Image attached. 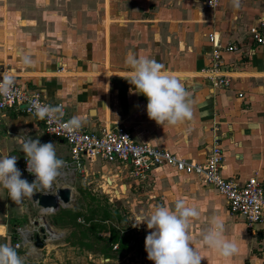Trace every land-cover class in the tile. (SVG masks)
<instances>
[{
  "label": "crops",
  "instance_id": "0c3cea01",
  "mask_svg": "<svg viewBox=\"0 0 264 264\" xmlns=\"http://www.w3.org/2000/svg\"><path fill=\"white\" fill-rule=\"evenodd\" d=\"M204 1L0 0V72L14 74L15 84L28 93L60 103L68 120L80 116L81 129L87 132L120 126L135 143L195 163L204 162L216 141L222 153V178L242 185L253 177L264 190V44L256 45L248 35L249 28L264 17V0H240L238 9L232 0H216L213 8H206ZM210 34L217 35L222 49L233 47L230 52L219 50L218 69L225 86L212 87L199 76L200 70L211 66ZM21 53L33 63L25 66ZM130 53L155 59L182 77L193 114L190 120L160 126L148 118L147 98L126 79L130 69L125 60ZM28 138L55 144L57 158L68 160L65 143L47 137L35 118L14 109L0 112V157L16 156L22 172L26 159L22 144ZM83 168L84 175L61 169L52 187L68 188L72 197L80 186L101 180L105 191L128 180L125 190L137 185L139 197L146 196V205L138 207L146 213L158 205L174 208L183 199L200 212L189 233L203 258L201 264H264V225L247 228L229 214L225 198L195 176L155 166L144 181H134L125 165L84 161ZM27 181L34 180L29 176ZM126 193V198L134 196L129 190ZM27 200L17 204L0 187V244L14 247L20 239L16 227L27 230L38 217L26 215ZM25 216L28 226L20 220ZM43 216L40 219L52 229ZM213 216L224 219L225 236L239 245V253L230 260L202 244ZM32 241L16 249L24 264L44 262L51 242L36 250ZM145 263L154 264L148 258Z\"/></svg>",
  "mask_w": 264,
  "mask_h": 264
},
{
  "label": "clouds",
  "instance_id": "9594fccd",
  "mask_svg": "<svg viewBox=\"0 0 264 264\" xmlns=\"http://www.w3.org/2000/svg\"><path fill=\"white\" fill-rule=\"evenodd\" d=\"M233 6L240 7V0H232ZM25 65L33 63L29 55L20 54ZM129 67L127 81L134 86L137 94L147 98V116L157 125L175 126L192 118L190 102L182 77L165 70L163 64L147 56L141 57L130 53L125 60ZM16 77L14 74H0V99L4 102L15 94ZM34 116L59 124L69 136L75 135L83 126L80 116H73L62 122L63 107L31 102ZM26 157L27 171L35 177L29 183L21 178L17 168V157L5 155L0 157V187L7 190L11 201L19 204L22 200L32 198L38 191L51 189L60 175L65 162L57 158L55 144H41L39 139H26L22 144ZM199 210L188 205L183 199L175 202L174 208L158 205L147 217L139 218V224H146L149 234L145 238L147 258L154 264H201L200 252L192 246L189 233L193 220L199 218ZM225 222L220 216H213L210 226L202 234V244L227 261L240 251L239 245L225 236ZM0 264H24V257L8 243L0 244ZM102 264L109 262L102 258Z\"/></svg>",
  "mask_w": 264,
  "mask_h": 264
},
{
  "label": "built area",
  "instance_id": "2783aa9c",
  "mask_svg": "<svg viewBox=\"0 0 264 264\" xmlns=\"http://www.w3.org/2000/svg\"><path fill=\"white\" fill-rule=\"evenodd\" d=\"M216 2V0H205L204 6L213 8ZM248 35L256 45L264 44V17L256 25L249 28ZM207 40L212 48L211 66L200 70L199 76L207 80L212 87L225 86L226 80L218 69L220 65L219 50L222 49L218 37L215 34H210L207 36ZM222 50L230 52L233 47L229 45ZM0 74H7V72L1 71ZM15 90L16 94L12 99L7 102L0 99V112L6 109L19 110L21 113L35 118L42 125L44 134L47 137L62 140L67 146L68 153V160L64 161L65 165L62 168L64 171H76L84 175V161H100L106 164L125 165L130 179L144 181L152 167L166 166L183 175H193L202 185L216 190L225 198L229 214L239 217L247 228L254 224L264 225V190L253 177L247 179L242 185H237L233 181L222 178L220 174L222 153L216 141L210 147L204 162L195 163L177 157L165 150L135 143L131 140L126 129L120 126L103 127L98 132H87L80 129L75 135L69 136L60 128L59 124L35 117L33 114L34 108L31 106L32 101L39 104L62 106L60 103H49L37 94L28 93L16 84ZM67 121L68 119L64 113L62 122ZM23 171H27L26 159L24 160ZM27 173L35 180L32 174L28 171ZM45 191L52 193L54 188L51 187V189ZM42 214L43 212L40 211V215L35 221L38 222ZM35 221H30V227L27 230L16 227L15 232L20 239L14 243L15 249H18L23 243L31 245L32 234H37V226H33Z\"/></svg>",
  "mask_w": 264,
  "mask_h": 264
},
{
  "label": "rangeland",
  "instance_id": "374dc122",
  "mask_svg": "<svg viewBox=\"0 0 264 264\" xmlns=\"http://www.w3.org/2000/svg\"><path fill=\"white\" fill-rule=\"evenodd\" d=\"M129 183L128 180H126ZM125 182V183H126ZM96 183V182H95ZM92 183L89 186H80L76 188L72 193L71 201L67 208L59 209H71L75 206L76 210H83L85 212V207L88 206H104L105 203H108L111 210L117 213L116 217H113V226L114 229L119 232L120 236H129V240L125 245V249L119 248V244L114 243L109 247V255H105L96 250L98 241L90 235L79 238L78 243H73V245L65 243L63 237L65 235V230L59 228L61 220L58 216H55L54 213L50 215H44V220L47 224L52 227V231L57 234V238L51 242H48L46 246V257L43 259L44 262L37 261L36 264H102V258L107 260L109 264H146L147 262V252L145 251V238L149 234V229H147L146 224H140L137 227H133L134 224H139V218L147 217L150 213L139 211V206L146 205V196L145 198L139 197L141 190L139 186H134L131 184L129 190L131 194H134L131 198H126L125 183L118 188L106 187V190L101 189V180L100 183ZM126 183V184H127ZM98 185V186H97ZM134 186V188H133ZM82 188V189H81ZM89 188V189H87ZM118 190H120L118 192ZM135 190V191H133ZM108 191V192H106ZM80 192V193H79ZM27 204L29 213L26 214L28 217H37L39 216V209L34 207L32 203L27 200L24 202ZM85 206V207H84ZM132 207V211L131 208ZM116 209V210H114ZM27 217L21 218V223L25 226H28ZM81 223L80 219H77ZM106 222V229L101 230L97 236L99 239H107L109 236L110 224ZM85 229H88L90 225L81 223ZM80 235V234H79ZM34 234H32L33 238ZM86 244V245H84ZM84 245V246H83ZM144 249V251H142ZM42 256L45 255V251L40 252ZM145 254L142 260L140 255ZM145 261V262H144Z\"/></svg>",
  "mask_w": 264,
  "mask_h": 264
},
{
  "label": "trees",
  "instance_id": "16d2710c",
  "mask_svg": "<svg viewBox=\"0 0 264 264\" xmlns=\"http://www.w3.org/2000/svg\"><path fill=\"white\" fill-rule=\"evenodd\" d=\"M80 193V192H79ZM104 206H88L85 207V212L82 210H76L75 206H73L71 209H58L54 215L58 216L61 220L59 228L65 230V235L63 237L65 243L73 245V243H80L78 240L80 236L83 238L86 235L92 236V238L96 239L98 241V244L96 246V250L98 252H102L105 257L109 255V247L110 245L117 243L119 244V248L125 249V245L127 241L129 240V236H120L119 232H117L116 229H114L113 226V217L117 216V213L111 210L108 203H105ZM116 210V209H114ZM77 219L81 220V223L83 224H89L90 227L88 229H85ZM106 222H109L107 224H110V230H109V236L107 239H99L97 234L102 230H105L107 226ZM16 223H12L14 225ZM80 234V235H79ZM14 236L12 235L10 241L11 243L14 242ZM86 245V244H84ZM83 245V246H84Z\"/></svg>",
  "mask_w": 264,
  "mask_h": 264
},
{
  "label": "water",
  "instance_id": "95a60500",
  "mask_svg": "<svg viewBox=\"0 0 264 264\" xmlns=\"http://www.w3.org/2000/svg\"><path fill=\"white\" fill-rule=\"evenodd\" d=\"M24 158L21 159L20 164H23ZM22 179H29L27 171H21ZM32 205L43 212V215H50L57 211L59 208H67L71 201V193L68 188H55L52 193H35L32 198H29ZM42 221V222H41ZM33 226H37V234L33 237L32 245L34 249L41 250L44 243L53 241L49 233V228L43 220L33 222Z\"/></svg>",
  "mask_w": 264,
  "mask_h": 264
},
{
  "label": "bare ground",
  "instance_id": "6f19581e",
  "mask_svg": "<svg viewBox=\"0 0 264 264\" xmlns=\"http://www.w3.org/2000/svg\"><path fill=\"white\" fill-rule=\"evenodd\" d=\"M49 233H50L52 238H56L57 234L55 232L51 231L50 228H49Z\"/></svg>",
  "mask_w": 264,
  "mask_h": 264
}]
</instances>
